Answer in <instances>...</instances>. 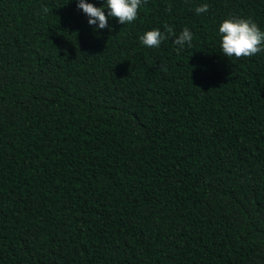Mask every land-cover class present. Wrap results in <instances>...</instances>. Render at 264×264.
Here are the masks:
<instances>
[{
    "label": "trees",
    "instance_id": "trees-1",
    "mask_svg": "<svg viewBox=\"0 0 264 264\" xmlns=\"http://www.w3.org/2000/svg\"><path fill=\"white\" fill-rule=\"evenodd\" d=\"M231 17L264 31V0H147L105 29L0 0V264H264V51L223 56ZM165 25L191 46L140 42Z\"/></svg>",
    "mask_w": 264,
    "mask_h": 264
},
{
    "label": "clouds",
    "instance_id": "clouds-1",
    "mask_svg": "<svg viewBox=\"0 0 264 264\" xmlns=\"http://www.w3.org/2000/svg\"><path fill=\"white\" fill-rule=\"evenodd\" d=\"M77 7L88 17V24L99 29L109 27V18H115L121 25L132 23L137 19L138 10L142 3L147 0H104L101 7H96L85 0H76ZM107 9L105 15L104 9ZM47 12V8L43 9ZM208 11V5L202 4L196 7L197 14ZM219 46L223 56L252 57L264 51V31L251 18L231 17L225 18L219 24ZM172 39L178 46V51L183 49L185 44L191 46L192 33L185 27L178 36L172 26L165 25L164 32L159 29L145 31L140 37V42L149 48H157L165 39Z\"/></svg>",
    "mask_w": 264,
    "mask_h": 264
}]
</instances>
